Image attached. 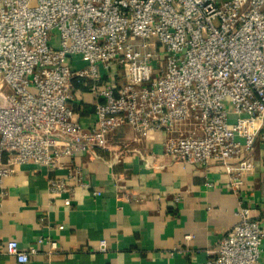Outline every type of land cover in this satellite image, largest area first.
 <instances>
[{
  "label": "built area",
  "instance_id": "2783aa9c",
  "mask_svg": "<svg viewBox=\"0 0 264 264\" xmlns=\"http://www.w3.org/2000/svg\"><path fill=\"white\" fill-rule=\"evenodd\" d=\"M77 86L97 100L90 127ZM125 126L168 133V156L217 168L236 192L264 141V0H0V189L14 166L53 171ZM236 214L203 264H259L264 227L244 206ZM6 251L30 261L16 241Z\"/></svg>",
  "mask_w": 264,
  "mask_h": 264
},
{
  "label": "crops",
  "instance_id": "0c3cea01",
  "mask_svg": "<svg viewBox=\"0 0 264 264\" xmlns=\"http://www.w3.org/2000/svg\"><path fill=\"white\" fill-rule=\"evenodd\" d=\"M84 89H78L77 101L83 110H93L97 100ZM80 120L90 127L94 112L80 110ZM168 137L125 126L108 134V149L61 156L53 171L14 166L0 189V264H18L7 254L10 241L29 255L27 264H203L238 224L241 206L264 227L262 139L253 151L255 170L234 192L230 177L217 168L184 165L168 156ZM51 180L63 183L65 192L52 194ZM68 199L71 206L65 205ZM102 240L108 243L105 253L99 251Z\"/></svg>",
  "mask_w": 264,
  "mask_h": 264
},
{
  "label": "rangeland",
  "instance_id": "374dc122",
  "mask_svg": "<svg viewBox=\"0 0 264 264\" xmlns=\"http://www.w3.org/2000/svg\"><path fill=\"white\" fill-rule=\"evenodd\" d=\"M79 65L81 66V68H85V65H83L82 63H79ZM117 70H118L119 75H120V77L118 78V81H121V80H123V77H125L126 70L124 68H120V67H118Z\"/></svg>",
  "mask_w": 264,
  "mask_h": 264
},
{
  "label": "trees",
  "instance_id": "16d2710c",
  "mask_svg": "<svg viewBox=\"0 0 264 264\" xmlns=\"http://www.w3.org/2000/svg\"><path fill=\"white\" fill-rule=\"evenodd\" d=\"M76 88H78V89L81 88L82 91L85 90L83 86H82V87L77 86ZM82 110H83V109H82ZM82 110H81V113H82V114H87V113H90V112H94V109L91 110V109L84 108V110H83V111H82ZM77 111H78V110H77ZM79 111H80V110H79Z\"/></svg>",
  "mask_w": 264,
  "mask_h": 264
}]
</instances>
